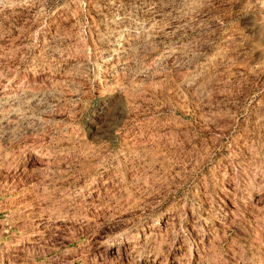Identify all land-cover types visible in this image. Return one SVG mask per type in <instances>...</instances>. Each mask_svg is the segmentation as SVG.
<instances>
[{
    "label": "rangeland",
    "instance_id": "1",
    "mask_svg": "<svg viewBox=\"0 0 264 264\" xmlns=\"http://www.w3.org/2000/svg\"><path fill=\"white\" fill-rule=\"evenodd\" d=\"M0 264H264V0H0Z\"/></svg>",
    "mask_w": 264,
    "mask_h": 264
},
{
    "label": "bare ground",
    "instance_id": "2",
    "mask_svg": "<svg viewBox=\"0 0 264 264\" xmlns=\"http://www.w3.org/2000/svg\"><path fill=\"white\" fill-rule=\"evenodd\" d=\"M40 157V156H39ZM16 245V244H15Z\"/></svg>",
    "mask_w": 264,
    "mask_h": 264
}]
</instances>
